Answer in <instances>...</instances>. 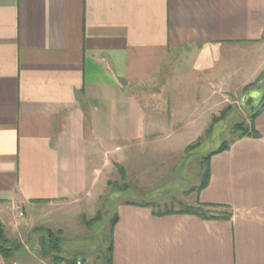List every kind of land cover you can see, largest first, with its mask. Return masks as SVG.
Masks as SVG:
<instances>
[{
    "label": "crops",
    "instance_id": "0c3cea01",
    "mask_svg": "<svg viewBox=\"0 0 264 264\" xmlns=\"http://www.w3.org/2000/svg\"><path fill=\"white\" fill-rule=\"evenodd\" d=\"M262 45L264 0H0V215L25 246L11 263L49 264L21 238L33 214L84 199L102 146L146 137L151 111L129 85L212 54L217 77L195 89L207 106L264 74L256 52L244 75L222 79L220 54ZM220 110L193 119L200 125L190 137H201ZM253 127L211 157L210 181L195 196L216 204L217 218L158 216L131 204L146 201L121 202L112 264H264V104ZM0 264H9L1 254Z\"/></svg>",
    "mask_w": 264,
    "mask_h": 264
},
{
    "label": "rangeland",
    "instance_id": "374dc122",
    "mask_svg": "<svg viewBox=\"0 0 264 264\" xmlns=\"http://www.w3.org/2000/svg\"><path fill=\"white\" fill-rule=\"evenodd\" d=\"M256 52L263 54L264 45L258 46L256 51L253 48L223 51L221 54L224 55L220 54V78L233 79L244 75ZM215 65V55L210 54L198 63L187 61L185 66H177L176 70L173 68L168 75L157 80L129 85L130 94L142 99L148 111H151L146 137L140 141L114 144L110 148L102 146L95 156V182L84 199L51 204L41 212L33 214L36 222L33 220L31 228L23 225L27 220V213L23 209V216L20 218L22 224L20 223L19 228L23 231L25 228L31 231L35 227L61 229L64 251L67 254L83 251L86 253L85 257L88 256L87 259L92 260L93 253L103 243L109 221L121 202L154 201L161 210L165 207L181 210L183 206L179 202L183 201L184 206L201 209L195 201V196L202 180V159L223 143H231L240 134L238 126L241 123L246 128L252 127L254 114L242 104V99L259 81L262 82L264 94L263 74L253 85L245 89L241 84H236L233 88L228 87L220 92V98L217 100L210 98L207 106H199L204 93L195 89L201 86V83L208 85L210 79H216ZM206 68L212 70L210 75L206 74ZM196 93L199 98H195ZM190 103L193 105L185 109V104ZM218 108L221 109L220 115L224 112L223 116L216 119L215 123L209 120L207 128L214 124L210 132H204L198 138H202L200 144L186 152L189 144L198 142V139L193 140L190 137L192 127L200 125L199 121L193 122V119L203 116L207 118V115ZM117 164L127 170L128 188L125 191H111L114 193L107 196L110 192L107 189L108 180L122 183ZM100 209L103 210L102 219L88 229L82 220L83 215L89 219L93 218ZM204 210L210 215L217 214L216 209L207 211L208 208L204 207ZM41 215L43 217H40ZM30 231L29 234H22L21 238L29 249L40 253L38 249L43 232Z\"/></svg>",
    "mask_w": 264,
    "mask_h": 264
},
{
    "label": "trees",
    "instance_id": "16d2710c",
    "mask_svg": "<svg viewBox=\"0 0 264 264\" xmlns=\"http://www.w3.org/2000/svg\"><path fill=\"white\" fill-rule=\"evenodd\" d=\"M224 112L220 115L221 117L223 116ZM254 116L252 118V121L254 122V118L256 115V112L253 113ZM217 119V118H216ZM216 119L213 120V123L216 122ZM253 122H252V127H245L243 123H241L238 127V131H241L240 134L237 137H243L245 135H249L254 133V127H253ZM214 124L209 126L207 129V133L210 132ZM202 139V138H201ZM201 139H198V142L189 144L186 148V152L190 151L194 147L200 144ZM234 141V140H233ZM223 143L218 149L212 151L209 153L207 156H205L201 163L203 167V172H202V180L199 185V191L203 188H205L209 181H210V160L211 157L219 153L221 151H224L230 147V145L233 143ZM120 176L122 179V183H119V181H112L108 180L107 181V189L110 191L108 192L107 196L111 191H125L128 188V173L127 170L124 166L121 164H117ZM114 192L111 193V195ZM106 196V197H107ZM181 206V210L174 209L172 207H165L164 210H161L157 203L154 201H146L142 203H135L131 202V204H138L142 206H147L151 207L152 211L155 215L158 216H163V215H170V214H175V213H190V214H200L201 216L205 218H217L218 216L215 214H207L206 210H204V207L208 208L207 211H210L209 209H212L211 207H215L216 204H206V203H200L198 204V207H201V209H194L190 208V206H184L185 203L183 201L179 202ZM167 206V203H166ZM159 208V209H158ZM103 213V210L100 209L97 214L93 218H87V216L84 214L82 217V220L86 227L88 229H91L92 226L97 224L99 220L102 219L101 215ZM119 221V214L118 211L116 210L115 213L113 214L111 220L109 221V228L108 231L106 232V237L103 239V243L99 246V248L93 253L94 258L92 259V262L94 264H98L97 262L101 260V264H112V255H113V238H114V230L115 226ZM34 233L38 232H43V236H41V244H40V253L46 257L49 261V264H77L79 260H81L82 264H89V262L86 261V257H75L74 254H67L64 249H63V231L61 229L59 230H53L52 228L49 227H35L32 230ZM25 249L24 244L18 240V239H13L10 238L6 231L5 227L1 224L0 225V254L8 261L9 264H12L11 262L16 258L17 254L22 252Z\"/></svg>",
    "mask_w": 264,
    "mask_h": 264
},
{
    "label": "water",
    "instance_id": "95a60500",
    "mask_svg": "<svg viewBox=\"0 0 264 264\" xmlns=\"http://www.w3.org/2000/svg\"><path fill=\"white\" fill-rule=\"evenodd\" d=\"M263 101H264L263 85L262 82L259 81L257 84V88L250 90L244 95L242 99V104L247 108L249 112L254 113L263 104ZM85 254H86L85 252L79 251L74 253V256L82 257Z\"/></svg>",
    "mask_w": 264,
    "mask_h": 264
},
{
    "label": "built area",
    "instance_id": "2783aa9c",
    "mask_svg": "<svg viewBox=\"0 0 264 264\" xmlns=\"http://www.w3.org/2000/svg\"><path fill=\"white\" fill-rule=\"evenodd\" d=\"M19 215H20V216H23V212L20 211V212H19ZM2 223H3V220H2V217H1V215H0V225H1ZM13 264H19V263L14 262ZM77 264H82L81 260H79V261L77 262Z\"/></svg>",
    "mask_w": 264,
    "mask_h": 264
},
{
    "label": "flooded vegetation",
    "instance_id": "af4514ba",
    "mask_svg": "<svg viewBox=\"0 0 264 264\" xmlns=\"http://www.w3.org/2000/svg\"><path fill=\"white\" fill-rule=\"evenodd\" d=\"M257 84H258V83H257ZM255 88H257V85H256V87H255ZM255 88H254V89H255Z\"/></svg>",
    "mask_w": 264,
    "mask_h": 264
}]
</instances>
